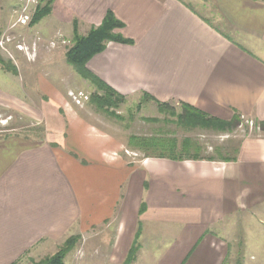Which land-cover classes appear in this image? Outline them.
<instances>
[{"label":"crops","instance_id":"0c3cea01","mask_svg":"<svg viewBox=\"0 0 264 264\" xmlns=\"http://www.w3.org/2000/svg\"><path fill=\"white\" fill-rule=\"evenodd\" d=\"M205 3L214 22L182 0H54L53 14L68 30L75 20L97 26L108 11L123 24L130 44L108 43L86 67L126 100L264 123V0ZM70 116L68 133L0 140V264L71 232L89 242L103 224L113 234L101 264H121L138 230L135 264H264V136L245 139L230 161L135 169L107 160L106 139Z\"/></svg>","mask_w":264,"mask_h":264},{"label":"rangeland","instance_id":"374dc122","mask_svg":"<svg viewBox=\"0 0 264 264\" xmlns=\"http://www.w3.org/2000/svg\"><path fill=\"white\" fill-rule=\"evenodd\" d=\"M182 1L208 21H215L205 0ZM53 5L54 0H0V140L17 136L39 141L49 133H68V119L74 114L92 133L106 139V148L113 150H104L107 160L124 161L126 166L138 169L146 160L163 159L156 156L165 151V155L173 154L185 160L198 157L206 161H230L245 139L264 136L256 122L241 116L234 118L224 131L204 127L184 129L176 123L177 115L182 112L179 104H169L173 110L161 112L145 98L126 100L111 95L108 103L103 102L99 108L101 103L93 97H101L103 92L73 70L66 61V53L73 46L75 35L86 37L100 24L81 27L75 20L68 30L65 21L56 19ZM45 6L50 13L34 22L38 11ZM143 141L167 142L166 145L173 142L175 147L170 154L168 147L165 151L155 146L145 147ZM141 208L144 209L143 204L140 212ZM248 226L254 227L251 223ZM236 227L234 230L242 231L240 220ZM255 227L253 232L258 239L262 234ZM96 230L89 242L77 232H71L47 250L32 258L24 257L17 264H31L50 256L73 237L77 240L65 255L64 264H101L100 259L111 243L113 225L103 224ZM137 245L136 259L140 249L138 240ZM227 262L233 264L231 260Z\"/></svg>","mask_w":264,"mask_h":264},{"label":"trees","instance_id":"16d2710c","mask_svg":"<svg viewBox=\"0 0 264 264\" xmlns=\"http://www.w3.org/2000/svg\"><path fill=\"white\" fill-rule=\"evenodd\" d=\"M50 9L45 6L35 16L34 22L40 20L44 15L49 14ZM123 27V24L115 18L111 11H108L105 14L102 22L98 27L93 28L86 37H78L75 35V41L73 46L67 51L66 53V61L67 63L73 68V70L83 79L88 80L91 82L98 91L103 92L101 97L95 96L93 100L100 102L98 107L101 108L103 102H107L109 96L117 95V93L113 92L104 82H102L99 78H97L92 72H90L86 65L87 62L96 54H99L105 49L106 43L113 42L119 44H130V41L124 39L122 35L118 32ZM1 62V61H0ZM144 98L149 101H153L158 110L161 112L171 111L173 108L168 103H161L152 97L144 95ZM181 106L182 112L177 115L176 123L178 126L182 128H194V127H204V128H213L220 131H224L226 127H228L229 123L234 120V118L238 117V114L233 115V119L229 121L220 120L218 118L212 117L199 109L190 106L186 103H179ZM260 128V131L264 133V123H257ZM141 143V141H140ZM167 143V142H166ZM164 142H151L150 144L146 141H143V145L145 147H158L159 149L166 150L168 147L167 152L170 150V154L175 147V144L172 142L171 145H166ZM163 153H166L163 152ZM159 154L157 158L169 159L173 161H183L185 159L181 157H177L175 155H165ZM193 160H200L198 157L192 158ZM212 160V159H208ZM142 211V208H141ZM139 236V230L135 235V239L133 244L130 248V251L127 255L126 260L123 264H133L136 259V251L138 250L137 240ZM77 240L76 237L67 239L64 244L52 255L47 256L43 259H40L37 262H32L31 264H64L63 259L65 255L73 249L75 241Z\"/></svg>","mask_w":264,"mask_h":264},{"label":"built area","instance_id":"2783aa9c","mask_svg":"<svg viewBox=\"0 0 264 264\" xmlns=\"http://www.w3.org/2000/svg\"><path fill=\"white\" fill-rule=\"evenodd\" d=\"M25 21H26V19H25ZM25 21H24V20H22V23H24Z\"/></svg>","mask_w":264,"mask_h":264}]
</instances>
